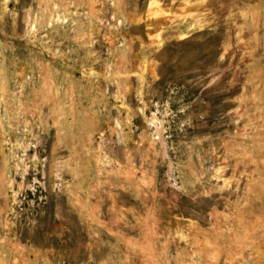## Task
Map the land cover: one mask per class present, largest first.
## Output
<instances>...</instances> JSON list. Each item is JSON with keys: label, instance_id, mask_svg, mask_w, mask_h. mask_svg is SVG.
Listing matches in <instances>:
<instances>
[{"label": "rangeland", "instance_id": "rangeland-1", "mask_svg": "<svg viewBox=\"0 0 264 264\" xmlns=\"http://www.w3.org/2000/svg\"><path fill=\"white\" fill-rule=\"evenodd\" d=\"M0 264H264V0H0Z\"/></svg>", "mask_w": 264, "mask_h": 264}]
</instances>
